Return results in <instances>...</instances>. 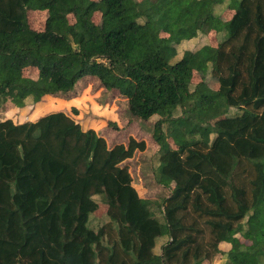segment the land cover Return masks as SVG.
I'll list each match as a JSON object with an SVG mask.
<instances>
[{"label":"trees","instance_id":"16d2710c","mask_svg":"<svg viewBox=\"0 0 264 264\" xmlns=\"http://www.w3.org/2000/svg\"><path fill=\"white\" fill-rule=\"evenodd\" d=\"M210 31L214 45L190 47ZM85 76L159 117L155 176L170 193L133 184L124 162L144 140L108 146L63 111L0 118V264H264V0H0V107Z\"/></svg>","mask_w":264,"mask_h":264},{"label":"rangeland","instance_id":"374dc122","mask_svg":"<svg viewBox=\"0 0 264 264\" xmlns=\"http://www.w3.org/2000/svg\"><path fill=\"white\" fill-rule=\"evenodd\" d=\"M230 14L226 10L223 13L224 18L227 19ZM45 16V12L30 10L27 16L30 27L37 30L43 29ZM93 19L98 22V12L93 15ZM216 41L214 32L210 31L207 36L199 35L196 39L197 43H192L190 47L199 46L206 42L214 45ZM23 75L35 77L37 70L25 68ZM203 75L206 80H209L210 87L217 88V81L211 78L209 71L203 73L201 70H195L193 82H198ZM127 105V99L116 90H107L103 88L97 78L85 76L75 84L70 92L45 95L40 101L29 103L23 108L7 103L0 107V118H10L14 123H21L36 119L35 114L42 116L54 111H63L72 116L84 130L93 129L97 134L103 136L108 146L116 143L126 144L130 137L136 140H144L145 149L143 151L136 150L134 155L124 163L127 165L133 184L141 197L161 199L170 193L173 185L168 180L163 181L162 184L159 180L157 181L155 176V170L158 166L159 145L152 136V129L159 117L154 115L148 120H143L132 116ZM74 108H76L77 113L73 112ZM109 122H114L116 125L112 126ZM167 141L171 147H175L171 137H168ZM105 211L106 206L101 203L98 210L91 216V224L98 226L103 221ZM214 260L215 258L212 261ZM223 262L224 259H221V261L216 260L212 264H223Z\"/></svg>","mask_w":264,"mask_h":264},{"label":"crops","instance_id":"0c3cea01","mask_svg":"<svg viewBox=\"0 0 264 264\" xmlns=\"http://www.w3.org/2000/svg\"><path fill=\"white\" fill-rule=\"evenodd\" d=\"M40 12H45V11H40ZM45 14H46V12H45ZM46 17V16H45ZM20 108H23V107H20ZM34 120V119H33ZM246 244H249V242L247 241L246 242ZM229 247H230V245H229V243H227V242H221L220 244H219V248H220V250L221 251H223V252H226V251H228L229 250ZM221 259H224L223 258V255H222V253H220V254H218L217 255V257H215V262H216V260L218 261V260H220L221 261ZM214 261H211L210 263H206V264H212V263H214ZM205 263V262H204ZM203 263V264H204Z\"/></svg>","mask_w":264,"mask_h":264}]
</instances>
